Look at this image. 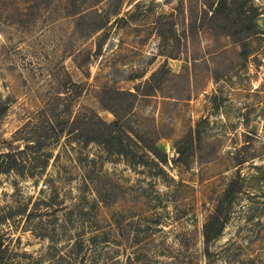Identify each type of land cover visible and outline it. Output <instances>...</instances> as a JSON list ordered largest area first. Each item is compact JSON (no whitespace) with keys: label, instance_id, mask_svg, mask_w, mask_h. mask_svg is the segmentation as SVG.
Returning a JSON list of instances; mask_svg holds the SVG:
<instances>
[{"label":"rangeland","instance_id":"obj_1","mask_svg":"<svg viewBox=\"0 0 264 264\" xmlns=\"http://www.w3.org/2000/svg\"><path fill=\"white\" fill-rule=\"evenodd\" d=\"M0 105V264H264V0H0Z\"/></svg>","mask_w":264,"mask_h":264},{"label":"trees","instance_id":"obj_2","mask_svg":"<svg viewBox=\"0 0 264 264\" xmlns=\"http://www.w3.org/2000/svg\"><path fill=\"white\" fill-rule=\"evenodd\" d=\"M7 109H8V105L7 106L4 105L0 107V117L6 114ZM63 112L65 113L66 111L65 110L61 111L60 113L53 114L52 116L56 118L57 115L58 116L63 115L62 114ZM43 114H44L43 115L44 118L41 124V129L43 131V134L35 136L36 138L35 142L39 143L38 150L36 147H31V148H35L36 151H41V147L45 146L44 145L45 139H47L50 135L54 137H58L59 139L64 134H66L67 136H72L75 134L74 132L78 130L80 132L79 136L86 137V140L88 142H97L99 144L104 145L105 149L109 153L116 152L117 154H121L125 156L127 155L128 157V153L122 147L118 145L116 147V144L113 142V138H111V132L113 131L112 127L113 125L117 123H108L98 113L94 112V114L90 116L82 114L83 116L79 117L76 121L75 119H73L72 121H69L63 117L64 120L62 118V121L60 120V122L58 123H54L50 115L48 117V116H45V113ZM45 117L50 120V121H47L48 127H49V129L47 130H45L46 128L45 127ZM89 129H92V131L90 133H86V131H88ZM28 148L30 149V147ZM145 148H147L146 145H145ZM151 148H150V151L153 152V150H155V146H154V149H151ZM43 156H45L46 161L44 162L43 160L42 166L47 167L48 165L47 161H49L50 157L48 155H43ZM0 158H1L0 159V172H8L9 170L17 169L19 170V173L26 174L24 170L26 169L32 170L36 168V165L34 163L35 160L32 161L34 163L32 164V162L25 159V157L18 158L15 152H7V153L2 152L0 153ZM39 166L41 167L40 164ZM30 172L33 173V171H30ZM221 212H222V204L219 205L217 212H216V216L210 222L205 224L204 237H205L206 242H209L217 238L220 235L221 226L217 225L219 223L217 221L219 220V215L221 214ZM0 259H1V251H0Z\"/></svg>","mask_w":264,"mask_h":264}]
</instances>
